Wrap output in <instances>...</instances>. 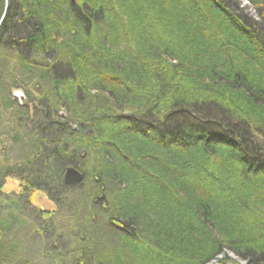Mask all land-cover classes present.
<instances>
[{"label": "trees", "instance_id": "obj_1", "mask_svg": "<svg viewBox=\"0 0 264 264\" xmlns=\"http://www.w3.org/2000/svg\"><path fill=\"white\" fill-rule=\"evenodd\" d=\"M30 1L9 0L0 45L22 61L34 63L35 53L54 60L62 34L65 53L62 61L46 59L40 74L52 87L36 115L17 99L0 101L14 119L12 128L0 129V264H210L227 249L245 264H264V236L242 232L256 216L242 190L264 174V142L255 140L253 120L263 109L257 101L264 106V87L238 72L219 85L210 58L187 49L199 51L198 39L187 38L194 27H211L199 0ZM250 1L260 23L238 0H203L264 54V0ZM5 10L0 0V20ZM168 58L179 65H167ZM182 64L195 71L182 72ZM221 86L250 93L254 104L222 97ZM97 88L131 115L113 112L104 95L93 99ZM101 102L104 109H91ZM80 103L90 120L76 128L60 113ZM91 127L96 134L89 135ZM92 146L100 151L94 160ZM71 167L83 172L82 184L64 182ZM7 179L19 181L18 194L3 193ZM40 192L56 213L37 209ZM182 192L194 199H179ZM225 211L233 231L215 240L207 229Z\"/></svg>", "mask_w": 264, "mask_h": 264}, {"label": "rangeland", "instance_id": "obj_2", "mask_svg": "<svg viewBox=\"0 0 264 264\" xmlns=\"http://www.w3.org/2000/svg\"><path fill=\"white\" fill-rule=\"evenodd\" d=\"M238 1H240V9L244 11L246 16L250 18L251 20L260 23V17L258 15V11L256 10L253 3L250 0H238ZM31 2L35 3V1H32V0L30 1V3ZM204 3L205 2H203V0H199V4L203 7L208 17H210L212 20L211 27L208 25L203 28L196 26L194 28L198 30H196L195 33H193V31L190 29L192 31L190 35L193 34V38L190 36L187 38L193 39V40L198 39L197 44L195 46L199 47L198 49L199 51L195 52L190 47L187 49H191L190 50L191 53H200L201 55H199V57L210 58L211 62L216 65L217 71L219 72L217 73L219 74L218 78H220L219 79L220 83L217 82L219 83V85H221L222 83H225V85H227V80H226L227 78H225V76L228 77L230 76V73L233 72L235 74L238 72L240 73V76L241 75L244 76V74L249 76L250 83H253L254 85L257 84L258 87L263 88L264 87V54H260L261 52L255 50L254 49L255 47H252V45L249 46L248 44H246L247 41L244 40L245 39L244 36L240 35V33H237L233 28L231 29L229 23H227L225 19H223L218 14L215 15V13H213V11L210 10L209 7H207L206 4ZM6 6H7V2H6ZM40 14H41V19H42V9L41 8H40ZM191 27H193V25H191ZM204 35L216 36L215 37L216 41L209 42L210 40H208L206 43L204 40V37L206 36ZM184 36L186 37V34H184ZM56 41H58L57 43L59 45L56 48L54 60L48 58L46 55L44 56V54L35 53L34 58L32 59L34 63H31L25 60L22 61V57L17 51L12 50V49L10 50L4 45L2 46L0 45V101L1 102L4 100V97L6 96H9V98H11V101L13 103L17 99L19 101L18 102L19 105H22L23 107L28 108L30 117L36 115L37 111L40 112L41 109H43L41 101H46L45 99H42L43 95L44 94L49 95V88L52 87V85L48 80V74L46 73L47 76H45L44 78V76L40 73L44 72L45 70L47 71L46 59L48 63H52L55 60L62 61L63 59L62 56L64 54H61V53H65L64 49L62 48V46L65 45L64 44L66 41L65 37L61 34L57 38ZM214 44H218V46ZM115 48H117V46H115ZM118 48L121 49L122 51H125L127 48V45L120 44ZM152 54H154V52ZM59 56L62 59H60ZM229 58L231 59L230 61H228ZM42 64H45V65L42 67L41 66ZM166 64L169 66L175 67L176 65L177 66L179 65V61L177 62V60H174L173 58H168ZM188 66L191 67L192 65L182 64L180 70L182 72L184 71L187 73H191L195 71L193 68H190ZM88 71H91V69H88L87 72ZM194 74L197 76L195 72ZM221 75H223V77ZM209 83L210 81L208 80V84ZM219 85L218 87H220ZM37 87L40 89L39 91L36 89ZM68 89L70 88L68 87ZM220 90H222V92H220L222 97L226 98V97L231 96V97L236 98V95H237L238 97L241 98V100L238 99L240 103L247 104L248 102L245 101V98H246L252 101V103L254 104L255 98H252L250 93H248L249 90L247 87L244 89L248 93L247 96L242 93L243 91L238 92L235 90L234 91L231 90V92H229L228 90H225V88L223 87L220 88ZM90 94L92 95L91 97L95 100H96V97H98V95L100 94L104 95L105 99L109 98L110 104L109 103L108 104L113 109L112 111L118 113V115L120 114L131 115L130 112L126 113L128 111V107L126 105H123V107L125 108L124 109L120 104H117L118 102L112 95L105 92L104 90H101V89L99 90L97 88L95 90H92ZM257 103H259L263 109H261L257 113L256 115L257 117L253 119V120H257L256 128L257 130H259L258 133L257 132L254 133L255 135L254 137H255V140L264 142V106L263 104H261L260 101H257ZM2 104L3 103H1L0 105V109H2L1 111L3 113V116L1 119L2 123L0 125V129H4V127L10 121H11L10 122L11 124L14 121V119H12L11 112L7 111L6 108L2 107ZM83 105H81V103L79 105L76 104L75 106L77 109L74 108V110L62 108L60 114H62L67 119L70 118V120L72 121L75 120V122H73V125L74 127L77 128V126L79 127L83 124L82 121L88 122V120H90L89 118L90 116L85 115L86 111H89L88 110L89 107L87 106L84 107ZM90 105L92 106L91 109L96 112H99L102 109H104L102 102L99 103L98 106H94L93 103H90ZM129 106L132 107L130 104ZM247 115L245 117H247ZM20 122L18 123V125L23 127L22 119L20 120ZM11 124H8V126ZM251 124L249 125L250 128H252ZM15 127L16 125L14 126V129ZM11 128H12V125H11ZM118 129L119 127L115 126L111 128L110 131L108 130V132H113ZM87 132L89 133V135L96 134L95 129H93L92 127L88 128ZM9 139H7L6 136H4V139H3L4 141L5 140L8 141L7 142L8 146L9 144H11L10 143L11 141ZM91 148L92 149L90 150L93 152L91 154L92 158L90 159L92 160L93 158L95 159L99 157L100 151L99 149L96 148V146L94 147L92 146ZM86 161H85V164H86ZM76 170L79 171L78 169ZM81 174H83V172H81ZM250 179H251L252 184H250V187L248 186L246 189H243L242 192L247 191L246 193H248V195L252 197V200H251L252 207H253L252 210L256 213V216H255V219L252 218L251 216L250 218L253 219L254 222L256 220V222L255 224L253 222V225L248 226L242 232L246 234V231H247L250 233L249 238L251 237L253 239L259 240L261 236H264V174L260 173L254 177L253 176L250 177ZM83 180H84V174H83L82 182L78 184H73V185L74 186L80 185L83 183ZM5 185L6 186L3 188V193L18 194V192H20L21 184L19 183L18 180L7 179ZM194 196L195 195L190 196L188 193L182 192L181 195L178 196V198L189 200V203H190L192 199H194L193 198ZM34 203L38 210H43L49 213L50 215L52 213H56L58 210L57 205L52 200L50 201L49 198L42 192L36 193L34 197ZM229 215L230 214L225 211L224 213H220V216H221L220 220H219V215H218V217L216 216L217 221L216 220L215 222L211 221L210 229H207V230L215 236L214 238L215 240L216 238H219L221 236V233L223 236H226L228 235L229 232L233 231V229H231V223H229V220H226V218H228ZM68 216L69 215H67V217ZM69 217L71 218V216ZM248 218H249V215H248ZM79 220L83 221V220H86V218H81ZM107 235L111 236L110 234H107ZM229 235H232V234H229ZM150 236L153 237V235H150ZM111 240L113 239L111 238ZM113 247L116 248V246H113ZM111 251L113 252L114 250L111 249ZM221 260H224L225 264H245V261H243L239 257H236V255L228 249L226 252H223L221 255H219L217 259L215 261H212L210 264H223L219 262Z\"/></svg>", "mask_w": 264, "mask_h": 264}, {"label": "water", "instance_id": "obj_3", "mask_svg": "<svg viewBox=\"0 0 264 264\" xmlns=\"http://www.w3.org/2000/svg\"><path fill=\"white\" fill-rule=\"evenodd\" d=\"M6 2H7V6H6V10H5L6 13L4 14L2 19L0 20V27L3 24V21H4L5 17H6L7 12H8L7 10H8V5H9V0H6ZM82 179H83V174H81L80 171H77L75 168H72V167L66 169V173H65V176H64V182L67 185L72 186L73 184L81 183Z\"/></svg>", "mask_w": 264, "mask_h": 264}]
</instances>
